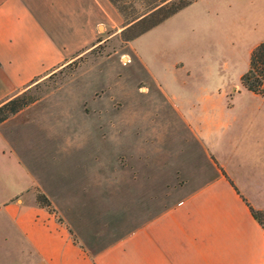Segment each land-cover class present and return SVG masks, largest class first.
<instances>
[{
    "label": "rangeland",
    "instance_id": "1",
    "mask_svg": "<svg viewBox=\"0 0 264 264\" xmlns=\"http://www.w3.org/2000/svg\"><path fill=\"white\" fill-rule=\"evenodd\" d=\"M152 1L118 4L132 16ZM260 4L196 0L128 42L133 32H122L120 15L121 24L98 26L91 48L24 90L26 105L0 121V242L17 241L4 207L16 200L48 210L77 245L95 251L183 201L215 166L241 177L246 132L232 133L230 144L225 129L208 141L194 131L202 102L239 87L234 114L253 96L240 77L249 48L264 41ZM251 159L264 165V152ZM252 175L264 181V171ZM14 249L10 264L19 261Z\"/></svg>",
    "mask_w": 264,
    "mask_h": 264
},
{
    "label": "crops",
    "instance_id": "2",
    "mask_svg": "<svg viewBox=\"0 0 264 264\" xmlns=\"http://www.w3.org/2000/svg\"><path fill=\"white\" fill-rule=\"evenodd\" d=\"M108 20L123 22L108 0H0V106L91 48L95 30ZM239 91L235 87L225 99L202 102L196 119L202 126L194 134L208 141V133L225 129L231 144L232 133L246 132L242 149L250 155L243 159L248 166H242L241 177L232 172L224 177L215 166L214 177L183 201L95 254L77 245L48 210L6 203L17 241L1 240L6 257L0 264H10L11 246L19 258L15 264H264V229L250 212L264 210V181L252 175L264 165H251V158L264 152V96L249 92L253 96L242 110L231 114L237 109L232 95Z\"/></svg>",
    "mask_w": 264,
    "mask_h": 264
},
{
    "label": "trees",
    "instance_id": "3",
    "mask_svg": "<svg viewBox=\"0 0 264 264\" xmlns=\"http://www.w3.org/2000/svg\"><path fill=\"white\" fill-rule=\"evenodd\" d=\"M108 1L123 18L125 29H123L122 32H133V34L126 39L128 42L161 24L196 0H154L150 2V7L145 12L132 16L124 13V9L118 4V0ZM240 84L246 91L255 95L264 96V41L251 51L249 66L247 71L241 75ZM24 94L25 92L0 106V113H2L0 117L1 122L6 120L9 116L18 113L26 105L23 99ZM250 212L252 217L256 219L264 229V210L254 211L250 209ZM107 246H104V248ZM80 247L84 249V247ZM104 248L102 247L95 251L91 250V252H93L91 254H95Z\"/></svg>",
    "mask_w": 264,
    "mask_h": 264
}]
</instances>
